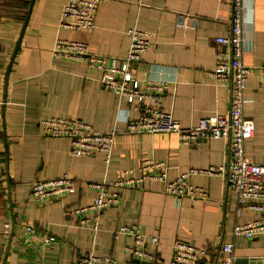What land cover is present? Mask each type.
Listing matches in <instances>:
<instances>
[{
    "label": "crops",
    "instance_id": "obj_1",
    "mask_svg": "<svg viewBox=\"0 0 264 264\" xmlns=\"http://www.w3.org/2000/svg\"><path fill=\"white\" fill-rule=\"evenodd\" d=\"M68 0H0V264H77L92 252L129 264L132 237L115 238L122 226L137 225L145 236L142 249L168 264L176 240L206 251L198 264H221L233 245L234 264H264L263 236L234 235L237 223L264 219L246 211L237 218V198L221 178L193 175L195 186L209 191L207 201L176 200L164 182L144 181L120 190L121 203L98 220L81 225L65 216L68 207L88 206L96 197L90 184H107L130 171L140 177L145 160L164 162L168 180L191 169L227 164L223 140L183 146L175 133L131 134L136 105L101 84V74L83 63L56 58L58 40L84 42L92 55L123 59L130 47L129 30L150 35V49L134 68L142 86L163 84L161 110L184 128L202 118L228 112L230 89L211 77L220 47L229 34L230 0H118L100 4L92 31L60 27ZM243 62L251 69L244 114L255 123L245 144L247 156L264 166V0H245ZM81 120L100 133L118 132L110 161L103 154L75 157L66 138H45L39 122L46 117ZM68 175L76 191L40 206L31 198L33 185ZM32 225L34 236L27 234ZM158 237L159 245L151 242ZM47 239L51 242L47 243ZM52 239V240H51Z\"/></svg>",
    "mask_w": 264,
    "mask_h": 264
},
{
    "label": "built area",
    "instance_id": "obj_2",
    "mask_svg": "<svg viewBox=\"0 0 264 264\" xmlns=\"http://www.w3.org/2000/svg\"><path fill=\"white\" fill-rule=\"evenodd\" d=\"M118 0H68L60 20V27L66 31H92L95 28V17L100 4ZM245 0H230L231 18L229 34L215 40L220 47L216 67L210 72L211 77L219 85L230 89L228 112L212 117L202 118L197 126L184 128L171 114L161 110L166 86L147 83L142 86L134 78V68L150 49V35L137 29L129 30L131 43L123 59H107L92 55L84 42L58 40L53 50L56 58L86 64L88 69L101 74L102 87L115 94L119 100H126L136 105L139 117L128 123V132L133 134H168L175 133L183 146H200L209 140H223L227 146V164L210 167L206 170L191 169L173 181L168 180V167L164 162L145 160L140 167V177L132 176V172L123 173L121 179L107 184H90L96 191V197L88 206L67 208L65 216L80 219L81 225L92 222L98 229L100 216L110 208H117L121 203L120 190L139 187L144 181H158L166 184L165 193L176 200L189 198L191 201H207L209 191L205 187L191 183V176L203 175L208 178H221L237 198V218L246 211L259 212L264 215V166L254 163L246 153L245 144L254 137L255 123L244 114L245 93L248 89L251 69L244 64V9ZM41 135L45 138H66L70 140L71 152L75 157H89L103 154L108 163L118 132L112 130L100 133L91 125L77 119L63 117H46L39 122ZM113 189V190H112ZM76 183L73 178L64 175L57 179L37 181L33 185L31 200L44 206L60 201L74 194ZM27 234L34 236L32 225L26 226ZM235 236L253 239L263 236L264 219L247 224L237 223ZM132 237L135 246L127 251L132 257L129 264H166L142 249L145 236L137 225L123 226L115 232V238ZM52 240V239H51ZM51 242L47 239V243ZM151 242L159 245V238H151ZM229 256L222 259L221 264H234L233 245L222 247ZM206 251L191 244L176 240L173 246V258L168 264H198ZM264 257V248H263ZM77 264H120L113 257H101L92 252L80 256Z\"/></svg>",
    "mask_w": 264,
    "mask_h": 264
},
{
    "label": "trees",
    "instance_id": "obj_3",
    "mask_svg": "<svg viewBox=\"0 0 264 264\" xmlns=\"http://www.w3.org/2000/svg\"><path fill=\"white\" fill-rule=\"evenodd\" d=\"M128 123H129V122H128ZM69 141H70V140H69ZM73 156H74V155H73ZM75 183H76V182H75ZM112 190H113V189H112ZM76 207H78V206H76ZM68 208H72V207H68ZM66 210H67V209H66ZM66 210H65V211H66ZM122 227H123V226H122ZM79 258H80V257H79Z\"/></svg>",
    "mask_w": 264,
    "mask_h": 264
}]
</instances>
